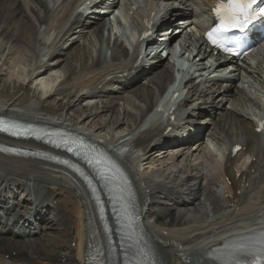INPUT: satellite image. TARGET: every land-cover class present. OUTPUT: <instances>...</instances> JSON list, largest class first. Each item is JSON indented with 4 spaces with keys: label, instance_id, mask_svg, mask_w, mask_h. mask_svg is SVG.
I'll return each mask as SVG.
<instances>
[{
    "label": "bare ground",
    "instance_id": "bare-ground-1",
    "mask_svg": "<svg viewBox=\"0 0 264 264\" xmlns=\"http://www.w3.org/2000/svg\"><path fill=\"white\" fill-rule=\"evenodd\" d=\"M86 1L54 0L50 5L48 0H0V61L3 58L0 111L11 114L15 110L33 123H49L106 141V153L124 163L137 185L140 211L150 242L156 247L159 264H208L205 262L207 253L227 236L263 226L264 139L263 133L257 131L256 120L260 118V111H264V50L253 55L254 61L245 59V67L227 61L235 67L230 71L235 72L234 77L213 78L210 71L209 77L213 79L189 87L183 98L182 95L177 98L181 102L173 111L175 119L165 122L167 117H149L157 107L158 95L165 92V83L175 79L170 77L172 67L169 58L163 59L162 50L172 48L176 41L181 45L180 55L186 51L193 55L198 48L202 57L199 62L191 59L189 64H201L200 70H206L210 52L202 50L205 43L202 25L210 23L211 9L217 0H141L144 3V14H139L142 22H135L139 31L159 15H177L179 19L166 20L157 29L155 25L148 28L156 29L155 39L165 37L160 41L166 43L156 52L153 58L158 61L150 67L139 62L138 53L128 51L124 39L115 38L112 45L109 39L104 43L107 24L100 16L92 19L76 14L72 18L75 9ZM117 4L118 1L113 2ZM131 4V0L126 3L128 13ZM77 30L85 37L83 45H75L77 41L70 39ZM129 39L127 35L125 41ZM151 45L146 56L152 52ZM71 46L73 50L66 53ZM196 56L198 54L192 57L196 59ZM226 63L212 68L213 72L218 68L227 69ZM176 64L182 69L181 64ZM56 66L63 70V80H58L61 76L57 79L54 76L52 68ZM43 69L49 71V81L58 82L55 92L47 97L58 94V107L30 101L25 81L44 75L39 74ZM4 70L6 78L3 80ZM152 70L158 71L155 74ZM237 71L251 78V84L263 95L254 93L255 97L247 98L248 91L234 84ZM141 74H145L146 79L152 75L149 83L156 84L163 92L156 93L155 86L149 87V84L141 82L139 85ZM45 85L49 86V82ZM47 88L46 94L50 93ZM183 88L178 87V91ZM126 91L132 96H124ZM224 97H227L225 102ZM88 98L94 103L84 108L77 106ZM137 99L143 104L137 103ZM197 100L201 101L198 105ZM246 100L259 111L249 105H245L248 111L245 110ZM227 103L230 104L226 106ZM118 105H122V110ZM197 110L205 117L203 123L205 128L208 126L207 130L192 124L203 121L194 120ZM220 110L223 114L217 119L215 116ZM118 129L124 131L114 133ZM208 136L220 144V156L207 146L205 137L208 139ZM21 143L38 145L28 141ZM236 144L242 149L233 155L232 148ZM127 146H130L128 150ZM23 150L29 151V148L23 147ZM247 155L249 159L240 164ZM217 158L223 162H218ZM82 171L89 174L88 169ZM23 182V192H27L22 205L20 201L10 203V198L16 195L14 188H22ZM178 187L184 189L187 198ZM43 190L47 191L46 195L40 192ZM112 197V193H104L102 209L115 222L111 214ZM63 198H66L65 204L61 201ZM154 204H160L159 208ZM34 206L35 220H47L46 224L28 219L27 214ZM94 206L86 185L69 176L62 165L35 156L0 152V264H43L44 255L51 256L45 264H60L63 260L65 264H87L86 249L93 235L102 236V242L106 243L102 228L97 226ZM24 210L26 217L22 214ZM51 210L54 214L46 218ZM72 220L75 224L70 227ZM64 227L75 230V236H69L71 229L67 230L68 240L61 243V248H56L57 254H51L50 246H55L60 238L56 231ZM73 241L75 247H72ZM16 250L19 254L14 256Z\"/></svg>",
    "mask_w": 264,
    "mask_h": 264
},
{
    "label": "rangeland",
    "instance_id": "rangeland-1",
    "mask_svg": "<svg viewBox=\"0 0 264 264\" xmlns=\"http://www.w3.org/2000/svg\"><path fill=\"white\" fill-rule=\"evenodd\" d=\"M26 2H28V0H26ZM1 10H3V9H1ZM172 21V20H171ZM14 23V22H13ZM13 23H12V25H13ZM79 30H77V32L76 33H74V34H72V38L70 37V39H73V41L75 40V41H77V43L75 44V45H83V41H84V35H82L80 32H78ZM81 34V35H80ZM75 36V37H74ZM83 39H82V38ZM81 38V39H80ZM91 41H92V39H90ZM86 43H89V39H88V41H85ZM91 49L92 50H94V47H91ZM69 51L68 52H66V53H69L71 50H73L72 49V46L68 49ZM187 53L188 52H186V54H184L183 56L185 57L186 55H187ZM161 55V54H160ZM5 57V56H4ZM168 58H169V56H168ZM3 63V58H2V60L0 61V65ZM60 67H58V66H56V67H53L52 69L54 70L53 72H54V76H56V79H57V77L58 76H62V73H63V70L62 69H59ZM161 68H163L162 66H161ZM160 68V69H161ZM159 70V69H158ZM158 70H152L151 72L153 73V72H155V74H156V72L158 71ZM5 72H6V70H4L3 71V75H1V78L4 80L5 78H6V75H5ZM27 73V72H26ZM48 71L47 72H44V75H41L40 76V78H38L39 76L38 75H36V76H38L37 78H33V79H36L35 80V83L36 84H39L40 83V81L42 82V85H43V87L45 88V90H46V82H49V85H55L56 83V81H51V79H50V81H49V79H48ZM39 74H41V72L39 73ZM43 74V73H42ZM47 74V75H46ZM142 76V78H140L139 80H138V84L140 83L141 84V82H142V84H149L148 86L149 87H153L154 88V86H155V92L156 93H158L159 94V92H161V91H159V88L156 86V84H153V83H149V78H151V76L152 75H148L147 76V79H146V77H144L145 75H141ZM170 77H173V74L170 72ZM29 79V78H28ZM33 79H31V80H33ZM60 78H58V80H59ZM53 80V79H52ZM167 79H165V81H166ZM32 81H30V84H27V79H26V81H25V86H26V88L28 89L29 88V98H30V101L31 102H35V103H42L43 102V104L46 106V107H58L57 106V101H56V99L57 100H59V98H60V96L58 95V94H55V95H53L52 97H50V98H45V96H44V92H40L39 91V89L37 88V86L36 85H34L33 83H31ZM169 81H167L166 83H168ZM3 82L2 81H0V88H1V84H2ZM45 83V84H44ZM139 84V85H140ZM138 85V86H139ZM153 85V86H152ZM115 86H117V84H115ZM134 89V88H133ZM159 91V92H158ZM163 92V91H162ZM44 93V94H43ZM124 94V96H129V95H131L132 96V93L131 92H129V91H126V92H123ZM47 95V94H46ZM160 95V94H159ZM158 95V96H159ZM35 101H34V100ZM89 99V98H88ZM85 99V100H82L81 101V103H79L77 106H80V107H82V108H84V105L86 106V104L88 105V104H92V103H94L93 101H91V99ZM220 99V98H219ZM219 100H218V98L216 99V102H218ZM247 101V100H246ZM140 102V104H143V102H141V101H138V99H137V103H139ZM198 103H200V102H198L197 101V104ZM230 103H227L226 104V106H228ZM235 104H237V103H235ZM250 104V103H249ZM237 105H239L240 107H241V104H237ZM244 106L245 105H248V104H243ZM122 106V105H121ZM120 105H118L117 106V108H122ZM231 106V105H230ZM221 109H223V107H221ZM244 109L245 110H247L248 111V109H247V107L245 106L244 107ZM122 110V109H121ZM223 114V111H221V112H218V114L215 116V117H217V119L221 116ZM198 114H196L193 118L194 119H198V120H201L202 121V119H203V121L201 122V124L200 123H197L196 125H198L199 127H204V129L205 130H207V127L205 128V123H203L204 122V120H205V117H199V116H197ZM209 118V117H208ZM206 119H207V117H206ZM214 120V119H213ZM212 120V121H213ZM235 127V126H234ZM231 129V128H230ZM121 130H123V129H118V130H116L114 133H116V134H119V133H122L121 132ZM192 131V130H191ZM126 132V131H125ZM208 131H206V133H207ZM263 139V138H262ZM205 140H206V143H207V146L209 145V147H210V149L214 152V154L217 156V155H221V153H222V151H221V147H220V144L218 143V141L216 140V139H214L212 136H208V139L205 137ZM262 142H264V140H262ZM127 148V147H126ZM218 157V156H217ZM249 157H250V155L248 156H245V157H242V160L240 161V164H243L244 163V161L243 160H245V161H247L248 159H249ZM245 158V159H244ZM24 183L25 182H23L22 183V185H24ZM179 188V187H178ZM20 189H25V185L22 187V188H20ZM22 190H16L15 188H14V194H16L15 195V197H13V198H11V200L13 201H20V204L22 205V201H23V197L25 196V194H26V192L27 191H25V192H23ZM179 190L183 193V195H184V198H187L188 196H187V194H184V189H180L179 188ZM41 193H42V195H46V193H47V191H45V190H43V192L42 191H40ZM50 198H47V200H49ZM66 202V198H63L61 201L64 203V201ZM162 200V199H161ZM161 202V201H160ZM65 204V203H64ZM157 205H160V204H154V206L156 207V209H158L159 208V206H157ZM29 209V208H28ZM44 210H46L45 208H43ZM66 209H68L69 211H71L70 210V207H67ZM52 212H50V214L49 215H47V217L49 218V217H51V215H53L54 214V210H51ZM26 210H24V212H22V214L24 215V217H26ZM60 212H61V210H60ZM52 213V214H51ZM172 215V214H171ZM46 217V218H47ZM45 218V219H46ZM24 219V218H23ZM45 221H47V220H44V221H41L40 222V224H46L45 223ZM74 224H75V221L74 220H72L71 222H70V227L71 226H74ZM70 227H68V228H65L64 227V230H57L56 231V233H57V235L56 236H60V238L58 239L59 241H57L56 242V245L54 246V244H52V246H50L51 248V250H52V252H51V254H57V250L59 249V248H61V243H64L63 241H65V240H68L67 239V237L65 236V232L67 231V230H70L71 228ZM73 228V227H72ZM45 230H48L47 228H44ZM42 233V232H41ZM64 233V234H63ZM63 236H65V238L66 239H64L63 238ZM69 236H75V230H72L71 229V231H70V234H69ZM37 237V236H36ZM73 239V238H72ZM72 247H75V242H72ZM56 248H58V249H56ZM57 251V252H56ZM56 252V253H55ZM24 256L26 255L25 253L23 254ZM44 256H46L45 258H43L42 259V261L43 262H45V263H48L49 262V257L51 258V256L50 255H44ZM65 262L64 261H62L61 262V264H64ZM53 264V263H52Z\"/></svg>",
    "mask_w": 264,
    "mask_h": 264
},
{
    "label": "snow or ice",
    "instance_id": "snow-or-ice-1",
    "mask_svg": "<svg viewBox=\"0 0 264 264\" xmlns=\"http://www.w3.org/2000/svg\"><path fill=\"white\" fill-rule=\"evenodd\" d=\"M258 4V0H217V4L212 9L219 18V26L207 33L208 40L216 46L223 47V44L216 38L214 34L228 29H243L251 20L264 18V7L254 9V5ZM230 51V49H228ZM0 130L9 131L10 127L0 120ZM15 135L24 133L15 132Z\"/></svg>",
    "mask_w": 264,
    "mask_h": 264
}]
</instances>
